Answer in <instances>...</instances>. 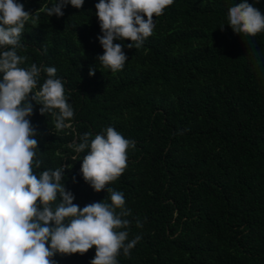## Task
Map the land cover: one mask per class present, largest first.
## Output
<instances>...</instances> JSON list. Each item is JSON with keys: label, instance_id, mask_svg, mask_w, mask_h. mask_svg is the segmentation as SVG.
Here are the masks:
<instances>
[{"label": "trees", "instance_id": "obj_1", "mask_svg": "<svg viewBox=\"0 0 264 264\" xmlns=\"http://www.w3.org/2000/svg\"><path fill=\"white\" fill-rule=\"evenodd\" d=\"M15 2L39 14L25 23L21 67H55L74 109L73 128L57 131L55 117L33 102L28 119L42 161L35 174L67 165L62 183L75 204L111 203L106 189L97 193L82 177L87 149L77 154L69 145L108 126L135 141L126 169L107 186L124 194L131 212L121 229L128 241L141 237L118 264H264V31L250 37L228 26L229 8L242 0H174L154 16L141 47L114 41L128 57L118 72L97 60L99 0L69 4L62 17L40 11L56 0ZM247 2L264 14V0ZM46 79L41 71L34 92ZM94 256L95 247L54 260L91 264Z\"/></svg>", "mask_w": 264, "mask_h": 264}, {"label": "clouds", "instance_id": "obj_2", "mask_svg": "<svg viewBox=\"0 0 264 264\" xmlns=\"http://www.w3.org/2000/svg\"><path fill=\"white\" fill-rule=\"evenodd\" d=\"M84 2L56 0L40 11L48 17H62L67 5L80 9ZM173 3L99 0L95 9L102 35L97 39L104 51L97 60L113 72L122 70L128 57L124 45L114 41L126 39L131 41L128 48L141 47L153 34L154 16L162 15ZM38 19V11L33 15L22 3L0 0V49H5L0 51V264H55L58 253L83 255L93 247L91 264H118L121 250L129 255L141 237L128 241V231L121 229L128 228L130 221L123 217L131 212L125 208L124 194L107 186L126 169L127 150L135 147V141L108 126L94 138L84 133L79 143L69 145L77 154L87 149L80 169L82 177L95 192L106 189L111 203L93 202L83 208L75 204L73 193L62 183L67 165L35 174L34 168H40L42 161L36 158L37 132L28 119L33 114V102L41 106V115L51 113L55 117L57 131L72 129L74 117L64 81L56 76L55 67L35 63L21 67L27 57L18 55L17 49L23 47L20 40L25 23ZM228 26L236 34L254 37L264 31V14L242 0L229 8ZM41 71L46 72L47 79L34 92ZM95 71L90 67L89 76ZM137 227H142L139 221Z\"/></svg>", "mask_w": 264, "mask_h": 264}]
</instances>
